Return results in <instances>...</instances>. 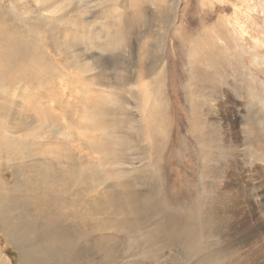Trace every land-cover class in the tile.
Here are the masks:
<instances>
[{
	"label": "rangeland",
	"instance_id": "1",
	"mask_svg": "<svg viewBox=\"0 0 264 264\" xmlns=\"http://www.w3.org/2000/svg\"><path fill=\"white\" fill-rule=\"evenodd\" d=\"M0 6V264H264V0Z\"/></svg>",
	"mask_w": 264,
	"mask_h": 264
},
{
	"label": "bare ground",
	"instance_id": "2",
	"mask_svg": "<svg viewBox=\"0 0 264 264\" xmlns=\"http://www.w3.org/2000/svg\"><path fill=\"white\" fill-rule=\"evenodd\" d=\"M0 20L1 21H4L5 20V17H4V15H3V12H2V8H1V6H0ZM4 24V23H3ZM3 24L0 26V31L2 32L1 34H2V36H1V38H0V40L1 41H3V43H6L5 44V46H7V47H16V38H15V35L14 34H12L11 33V30H10V28H8V29H5L4 27H3ZM4 29V31H5V35L3 34V30ZM7 30L9 31V33L7 32ZM43 40V39H42ZM44 42V41H43ZM46 43V42H45ZM40 45H41V43H40ZM5 51H7V50H5ZM4 51V52H5ZM9 51V50H8ZM3 55H9V54H6V53H3L2 52V55H0V57H2ZM12 66V63L9 65V67H11ZM0 68H1V66H0ZM6 69V68H5ZM9 71H11V69L9 68L8 69ZM5 71V70H4ZM21 73H23L24 74V76L25 77H27L26 76V74H28L25 70H21ZM10 99V98H9ZM7 101H8V99H6ZM47 113V112H46ZM88 118V117H87ZM90 119V118H89ZM44 121H45V119H44ZM261 203V202H260ZM0 222H1V220H0ZM262 229V228H261ZM249 231V230H248ZM247 231V232H248ZM260 232V229L259 228H253L250 232H248V234L247 235H254V233H259ZM253 233V234H252ZM254 237H256V235L254 236ZM250 238V237H249ZM257 238H259V241L260 240H263V235H261V236H259V237H257ZM248 239V238H247ZM246 239V240H247ZM252 239V238H251ZM56 242V241H55ZM257 243V242H256ZM261 243V242H260ZM255 245V244H254ZM31 251V250H30ZM30 251H28V252H30ZM27 252V251H26ZM32 254V253H31ZM29 256V255H28ZM24 258H25V256H24ZM28 258V257H27ZM26 258V259H27ZM32 262H33V260H32ZM24 263V262H23ZM36 263V262H35ZM40 263V262H39ZM29 264H31V263H29ZM37 264V263H36Z\"/></svg>",
	"mask_w": 264,
	"mask_h": 264
}]
</instances>
